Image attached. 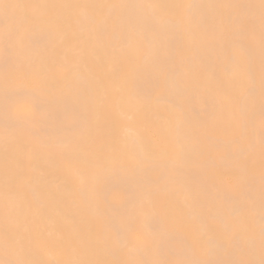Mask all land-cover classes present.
<instances>
[{
    "label": "bare ground",
    "instance_id": "bare-ground-1",
    "mask_svg": "<svg viewBox=\"0 0 264 264\" xmlns=\"http://www.w3.org/2000/svg\"><path fill=\"white\" fill-rule=\"evenodd\" d=\"M262 259L261 0H3L0 264Z\"/></svg>",
    "mask_w": 264,
    "mask_h": 264
},
{
    "label": "snow or ice",
    "instance_id": "snow-or-ice-1",
    "mask_svg": "<svg viewBox=\"0 0 264 264\" xmlns=\"http://www.w3.org/2000/svg\"><path fill=\"white\" fill-rule=\"evenodd\" d=\"M261 4L264 5V0H261ZM0 5H3V0H0ZM7 7V5H4ZM239 264H254V262H239ZM260 264H264V259L260 261Z\"/></svg>",
    "mask_w": 264,
    "mask_h": 264
}]
</instances>
